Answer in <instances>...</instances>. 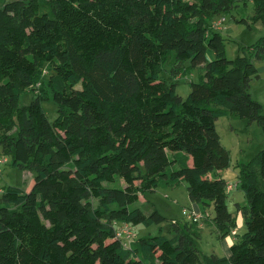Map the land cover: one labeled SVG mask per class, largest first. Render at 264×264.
Here are the masks:
<instances>
[{
    "label": "trees",
    "instance_id": "obj_1",
    "mask_svg": "<svg viewBox=\"0 0 264 264\" xmlns=\"http://www.w3.org/2000/svg\"><path fill=\"white\" fill-rule=\"evenodd\" d=\"M246 1L5 0L0 157L33 172L34 183L0 192V264H264V149L241 167L247 203L236 205L246 231L238 238L221 176L231 155L216 124L231 112L264 129V107L250 91L258 67L246 54L228 58L211 24ZM254 3L252 21L264 25V0ZM257 50L264 57V37ZM189 67L202 69L201 81L184 99L175 78ZM27 91L35 96L22 105ZM50 98L52 121L43 107ZM118 177L123 187L108 186ZM183 182L204 222L214 209L220 239L236 231L230 255L203 253V222L186 214L170 237L160 229L128 246L117 237L116 224L166 221L133 205Z\"/></svg>",
    "mask_w": 264,
    "mask_h": 264
},
{
    "label": "rangeland",
    "instance_id": "obj_2",
    "mask_svg": "<svg viewBox=\"0 0 264 264\" xmlns=\"http://www.w3.org/2000/svg\"><path fill=\"white\" fill-rule=\"evenodd\" d=\"M5 0H0V6H3ZM255 15L254 0H247L246 3H238L227 14L215 17L211 24L213 28L217 29L226 39V56L230 59L236 58L238 55H248L256 64L260 76L252 81L251 94L253 99L262 104L264 102V57L257 56V46L260 40L264 37V25L261 21L254 23L252 21ZM245 19L247 22L243 21ZM208 59H213V53L208 51ZM175 62L173 56L165 64L163 77H167L168 71ZM186 67L190 65L187 61L184 63ZM200 72L202 69L189 67L184 73L179 74L175 78L177 84V92L182 98H187L192 87V82H200ZM44 77H48L47 70H44ZM41 84V83H39ZM38 84V85H39ZM35 93L27 91L21 96L20 103L22 105L29 104L34 98ZM263 105V104H262ZM43 107L52 121L58 115V106L52 98L43 101ZM264 107V106H263ZM264 109V108H263ZM264 112V110H263ZM217 130L221 136L222 144L230 151L231 165L224 169L222 177L228 182L240 181L242 164L251 163L252 159L264 149V129L257 122H249L240 116L229 112L226 115L220 116L216 121ZM7 161L1 165L0 169V192L2 188L7 185H16L24 190L29 191L34 183V174L30 170H22L15 168L10 163L8 156H2ZM256 168H258L256 166ZM214 177V172H211ZM115 183H108V186H124L125 182L122 178ZM261 179V177H260ZM260 187H264V180L261 179ZM247 203V197L241 186L230 191L228 198V207L230 211L237 215L238 238L246 231V223L243 215L237 211L236 203ZM133 207H140L145 213L150 214L155 208L166 217L161 225H152L146 227L139 224L134 227V231L138 236H145L148 234H157L160 229L162 233L170 237L171 223L174 219L185 221V210H194L196 214L202 213V209H197L189 197L188 184L183 182L174 188L159 187L154 192L142 195L140 200L133 205ZM203 210V214H204ZM209 215V221L201 218L200 222V236L196 238L199 249L206 254L217 253L220 256L225 255L222 247L221 239L218 236L217 227L212 223L211 218L214 216V209L208 208L206 210ZM233 231V236H234Z\"/></svg>",
    "mask_w": 264,
    "mask_h": 264
},
{
    "label": "built area",
    "instance_id": "obj_3",
    "mask_svg": "<svg viewBox=\"0 0 264 264\" xmlns=\"http://www.w3.org/2000/svg\"><path fill=\"white\" fill-rule=\"evenodd\" d=\"M6 161H7L6 158L0 157V169H1V165L4 164ZM238 184H239L238 182H228L227 189L229 191H232L238 187ZM184 213L187 215L188 218L192 220H199L202 218L201 213L196 214L194 210L193 211L185 210ZM116 229H117L116 232L117 237L122 239L124 241V244L127 246L130 245V243L134 241L135 238L137 237V234L134 231V227L130 223L116 224ZM234 234H236V231H234Z\"/></svg>",
    "mask_w": 264,
    "mask_h": 264
},
{
    "label": "crops",
    "instance_id": "obj_4",
    "mask_svg": "<svg viewBox=\"0 0 264 264\" xmlns=\"http://www.w3.org/2000/svg\"><path fill=\"white\" fill-rule=\"evenodd\" d=\"M262 104L264 106V102L262 101ZM196 208L199 210L200 206L197 203H193ZM234 213V212H233ZM235 214V213H234ZM236 215V214H235ZM237 218V215H236ZM237 230V229H236ZM236 238L235 235L233 236V234L228 235L227 237H225L224 239H221V243H222V247L224 249V253L225 255H230L231 251H230V247L233 244V242H235Z\"/></svg>",
    "mask_w": 264,
    "mask_h": 264
}]
</instances>
